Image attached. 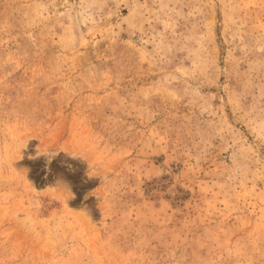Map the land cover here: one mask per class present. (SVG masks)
Segmentation results:
<instances>
[{
  "label": "rangeland",
  "instance_id": "374dc122",
  "mask_svg": "<svg viewBox=\"0 0 264 264\" xmlns=\"http://www.w3.org/2000/svg\"><path fill=\"white\" fill-rule=\"evenodd\" d=\"M0 264H264V0H0Z\"/></svg>",
  "mask_w": 264,
  "mask_h": 264
}]
</instances>
